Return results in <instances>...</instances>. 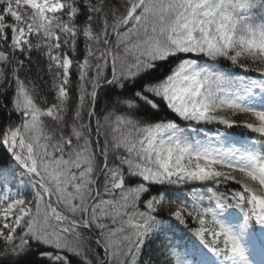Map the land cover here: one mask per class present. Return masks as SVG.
<instances>
[{
	"label": "snow or ice",
	"instance_id": "obj_1",
	"mask_svg": "<svg viewBox=\"0 0 264 264\" xmlns=\"http://www.w3.org/2000/svg\"><path fill=\"white\" fill-rule=\"evenodd\" d=\"M150 243L264 264V0H0V264Z\"/></svg>",
	"mask_w": 264,
	"mask_h": 264
},
{
	"label": "trees",
	"instance_id": "obj_2",
	"mask_svg": "<svg viewBox=\"0 0 264 264\" xmlns=\"http://www.w3.org/2000/svg\"><path fill=\"white\" fill-rule=\"evenodd\" d=\"M253 75H255V74H253ZM180 123H181V126H186L185 122H180ZM197 127L203 128L204 131H206L208 133V135H210V136H215L217 131H219V132L225 131L224 126H221V125H200ZM228 132L230 135H232L234 137H241L244 135L255 136V134L249 133L248 130L244 129L243 127L233 128V129L228 130ZM202 137H203V133H200V136L198 138H202ZM213 187H215V186H213ZM237 187L238 186H236L234 184L231 186L222 184L219 186V190L221 192H224V191H226V189L235 190ZM183 191L186 192L187 189H184ZM205 203H207V202L205 201ZM192 226L193 225L191 224V222H189V227H192ZM185 231L187 232V229H185ZM149 258H151L154 262L159 260V249H158L156 243H150V244L145 246L144 254L142 257V264H143L144 260H147Z\"/></svg>",
	"mask_w": 264,
	"mask_h": 264
}]
</instances>
